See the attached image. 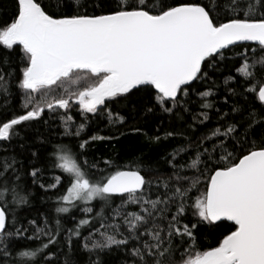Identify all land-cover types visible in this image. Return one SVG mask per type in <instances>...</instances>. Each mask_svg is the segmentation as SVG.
<instances>
[{"label": "snow or ice", "instance_id": "obj_1", "mask_svg": "<svg viewBox=\"0 0 264 264\" xmlns=\"http://www.w3.org/2000/svg\"><path fill=\"white\" fill-rule=\"evenodd\" d=\"M117 253L264 264V0H0V264Z\"/></svg>", "mask_w": 264, "mask_h": 264}, {"label": "trees", "instance_id": "obj_2", "mask_svg": "<svg viewBox=\"0 0 264 264\" xmlns=\"http://www.w3.org/2000/svg\"><path fill=\"white\" fill-rule=\"evenodd\" d=\"M3 2L7 4H11V0H3ZM41 3L44 5H48L51 3V0H40ZM227 72L223 73L219 79L222 81L223 75H226ZM234 74V73H233ZM201 90L203 89V86H199ZM223 87L219 89V95L223 96ZM195 98V97H194ZM223 107V105H221ZM194 108H196V105H193ZM77 120H79L78 114H75ZM58 123V122H57ZM146 132L151 135L155 129L152 127L151 124H145L143 125ZM203 130V128H201ZM94 131H98L100 135H107L109 134V130L107 128H103V125L100 126V128H97L96 126L90 127L87 132L88 134H91ZM55 139L59 140L60 137H55ZM112 143L116 144V149L112 148ZM180 143H183L182 140H175V141H166L164 144L159 147H151L147 142L146 138L143 136H128V137H121L119 142H103L98 143L95 146V153H92L93 155H105V156H112L113 158H118L119 161L123 162L125 160H128L129 158L139 155L140 153H144L146 157H150L152 159L157 158L158 155H163L164 150L167 148L170 150L172 147H175L179 145ZM33 149H41V146L39 144H33ZM51 147V145H49ZM42 150V149H41ZM116 152L119 153L118 157H116ZM163 168H167L166 165H162ZM42 193L39 189H37L36 192V198L34 201V209H37L39 211H47L49 215H53L52 210L46 205L41 203L39 197ZM35 215V211L32 213ZM224 232L223 228L217 229L214 233L208 234V235H201L199 238V244L202 248H207L211 246H215L218 238L220 237V233ZM86 234V233H85ZM121 258V254L117 253L114 256L108 257L111 264H118V261Z\"/></svg>", "mask_w": 264, "mask_h": 264}]
</instances>
